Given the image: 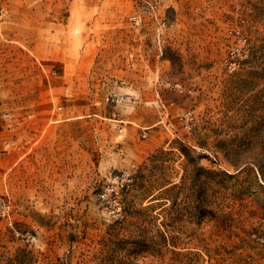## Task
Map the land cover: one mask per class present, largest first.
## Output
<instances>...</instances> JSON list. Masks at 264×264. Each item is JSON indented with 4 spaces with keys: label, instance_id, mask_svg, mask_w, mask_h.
Masks as SVG:
<instances>
[{
    "label": "rangeland",
    "instance_id": "374dc122",
    "mask_svg": "<svg viewBox=\"0 0 264 264\" xmlns=\"http://www.w3.org/2000/svg\"><path fill=\"white\" fill-rule=\"evenodd\" d=\"M0 5V264H264V0Z\"/></svg>",
    "mask_w": 264,
    "mask_h": 264
},
{
    "label": "built area",
    "instance_id": "2783aa9c",
    "mask_svg": "<svg viewBox=\"0 0 264 264\" xmlns=\"http://www.w3.org/2000/svg\"><path fill=\"white\" fill-rule=\"evenodd\" d=\"M5 16V9L0 5V22L3 21ZM132 180L131 176L127 172H122L119 175H115L113 178H109L108 182L101 188L97 194V198L101 205H103L110 214L116 219L123 216L124 207L120 201V192L127 187ZM5 201L0 199V213H4Z\"/></svg>",
    "mask_w": 264,
    "mask_h": 264
}]
</instances>
